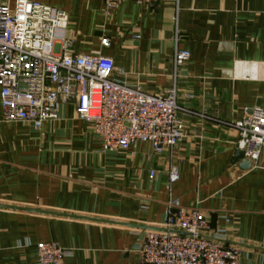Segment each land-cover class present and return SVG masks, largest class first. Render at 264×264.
<instances>
[{
	"label": "crops",
	"instance_id": "obj_1",
	"mask_svg": "<svg viewBox=\"0 0 264 264\" xmlns=\"http://www.w3.org/2000/svg\"><path fill=\"white\" fill-rule=\"evenodd\" d=\"M31 1L67 13L72 52L110 57L116 78L147 93L174 89L183 136L161 153L148 142L104 152L72 101L39 130L0 106V264H37L48 241L68 253L58 264H141L136 240L170 207L199 208L242 264H264V146L242 169L233 124L264 108V0H124L108 12L101 0ZM177 50L189 53L179 66Z\"/></svg>",
	"mask_w": 264,
	"mask_h": 264
},
{
	"label": "built area",
	"instance_id": "obj_2",
	"mask_svg": "<svg viewBox=\"0 0 264 264\" xmlns=\"http://www.w3.org/2000/svg\"><path fill=\"white\" fill-rule=\"evenodd\" d=\"M101 1L108 12L124 0ZM129 1L153 7L169 0ZM67 22L65 11L36 1L0 3L2 119L39 130L57 118L63 98L72 101L78 118L92 126L104 152L126 151L140 142L150 143L155 153L174 148L183 136L175 90L147 93L116 78L110 57L72 52L70 41L59 34ZM108 42L101 38L102 45ZM188 58V51L177 50L173 61L179 66ZM233 124L238 130L236 149L256 166L264 146V108L245 110ZM178 177L177 166L171 165L169 182ZM225 234L223 227L210 229L197 207H170L160 227L140 233L135 251L141 264H242L240 249L228 244ZM67 254L54 241L36 245L37 264H58Z\"/></svg>",
	"mask_w": 264,
	"mask_h": 264
},
{
	"label": "water",
	"instance_id": "obj_3",
	"mask_svg": "<svg viewBox=\"0 0 264 264\" xmlns=\"http://www.w3.org/2000/svg\"><path fill=\"white\" fill-rule=\"evenodd\" d=\"M242 156H243L242 152L238 150L237 153H236V159H241ZM240 167H241L242 169H248V168L250 167V163H249L247 160H244V159H243V160L240 162Z\"/></svg>",
	"mask_w": 264,
	"mask_h": 264
}]
</instances>
